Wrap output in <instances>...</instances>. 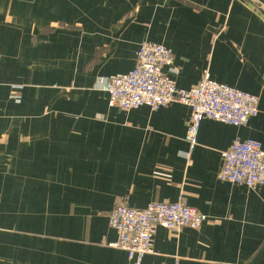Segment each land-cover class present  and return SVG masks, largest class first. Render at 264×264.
<instances>
[{
    "label": "crops",
    "instance_id": "obj_1",
    "mask_svg": "<svg viewBox=\"0 0 264 264\" xmlns=\"http://www.w3.org/2000/svg\"><path fill=\"white\" fill-rule=\"evenodd\" d=\"M143 41L172 50L177 87L208 73L258 114L204 118L185 156L188 106L123 110L101 89ZM236 138L264 149V0H0V264H129L109 211L178 200L207 220L157 226L143 264H264V184L218 176Z\"/></svg>",
    "mask_w": 264,
    "mask_h": 264
},
{
    "label": "built area",
    "instance_id": "obj_2",
    "mask_svg": "<svg viewBox=\"0 0 264 264\" xmlns=\"http://www.w3.org/2000/svg\"><path fill=\"white\" fill-rule=\"evenodd\" d=\"M173 52L155 42L143 41L136 52L134 67L107 78L101 89L109 95V105L123 110L148 106L152 110L179 103L188 106L190 119L185 132L191 154L197 145L200 123L204 118L233 126H243L258 114V96L235 87L218 83L204 73L196 84L179 88L163 69L171 67ZM175 72L173 68L170 69ZM219 179L248 188L264 184V149L261 142L248 138L233 140L222 152ZM108 224L117 234L111 246L127 253L129 264H143L145 255L153 252L157 226L173 231L199 228L207 216L182 200L149 202L144 208H134L120 202L109 211ZM174 264H179L176 260Z\"/></svg>",
    "mask_w": 264,
    "mask_h": 264
}]
</instances>
